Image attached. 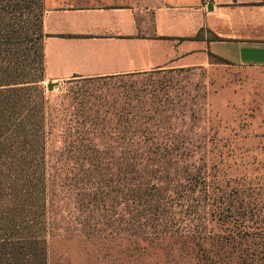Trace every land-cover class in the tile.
<instances>
[{"label": "rangeland", "instance_id": "rangeland-1", "mask_svg": "<svg viewBox=\"0 0 264 264\" xmlns=\"http://www.w3.org/2000/svg\"><path fill=\"white\" fill-rule=\"evenodd\" d=\"M45 12L0 0V77H35ZM27 87L0 97V213L27 211L47 257L0 264H264V70L43 71Z\"/></svg>", "mask_w": 264, "mask_h": 264}, {"label": "crops", "instance_id": "crops-1", "mask_svg": "<svg viewBox=\"0 0 264 264\" xmlns=\"http://www.w3.org/2000/svg\"><path fill=\"white\" fill-rule=\"evenodd\" d=\"M45 6V73L53 83L195 68L211 55L264 70V0H45ZM201 32V40H180Z\"/></svg>", "mask_w": 264, "mask_h": 264}, {"label": "trees", "instance_id": "trees-1", "mask_svg": "<svg viewBox=\"0 0 264 264\" xmlns=\"http://www.w3.org/2000/svg\"><path fill=\"white\" fill-rule=\"evenodd\" d=\"M203 32L199 33L192 39H180V40H201L203 39ZM46 38V36H45ZM217 40H221L216 37ZM37 56V69L35 77L33 79H26L24 75H17L13 79H6L0 77V97H11L13 94L25 90L31 84H37L40 82L41 72H45V55H44V44L43 47L38 48ZM211 58L227 65H232L226 60H223L217 56L211 55ZM25 72V71H23ZM12 135V134H11ZM32 187H39V189L45 188L44 175L37 172L33 173L32 177L28 179ZM136 193V192H135ZM17 204V203H16ZM1 212V211H0ZM27 214L25 210H11L2 211L0 213V257L6 258L3 262H10L9 257L15 256L18 260L23 256H33L38 258V262L46 260L47 250L46 241L43 240V236L38 229L34 226L30 227L31 235H28L24 229H20L17 225L18 221L24 220V215ZM29 216V214H28ZM33 259V258H32ZM32 261V260H31ZM9 263V264H10Z\"/></svg>", "mask_w": 264, "mask_h": 264}]
</instances>
